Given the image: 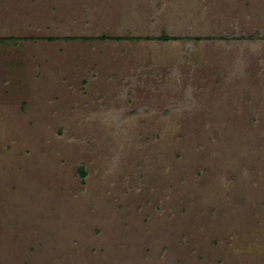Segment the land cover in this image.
Masks as SVG:
<instances>
[{
  "label": "rangeland",
  "instance_id": "1",
  "mask_svg": "<svg viewBox=\"0 0 264 264\" xmlns=\"http://www.w3.org/2000/svg\"><path fill=\"white\" fill-rule=\"evenodd\" d=\"M0 264H264V0H0Z\"/></svg>",
  "mask_w": 264,
  "mask_h": 264
},
{
  "label": "trees",
  "instance_id": "2",
  "mask_svg": "<svg viewBox=\"0 0 264 264\" xmlns=\"http://www.w3.org/2000/svg\"><path fill=\"white\" fill-rule=\"evenodd\" d=\"M103 37H105V35H102ZM162 40H165V39H168L169 37L168 36H166V35H163V36H161L160 37ZM81 174H82V176H83V171L81 170Z\"/></svg>",
  "mask_w": 264,
  "mask_h": 264
}]
</instances>
